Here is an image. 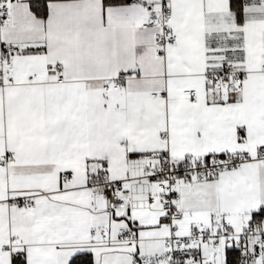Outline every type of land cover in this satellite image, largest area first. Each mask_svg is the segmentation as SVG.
Here are the masks:
<instances>
[{
	"label": "crops",
	"instance_id": "crops-1",
	"mask_svg": "<svg viewBox=\"0 0 264 264\" xmlns=\"http://www.w3.org/2000/svg\"><path fill=\"white\" fill-rule=\"evenodd\" d=\"M37 1L48 3L44 18L32 9ZM244 2L239 25L231 0H171L179 41L157 55L158 30L142 27L152 18L131 2L0 0L8 19H0V42L12 53L0 84V157L15 158L0 164V264H71L89 253L94 264H133L135 255H160L170 228L146 202V172L166 156L255 157L264 148V0ZM226 64L235 67L232 86H217ZM118 77L124 89L105 99ZM189 89L195 99L184 98ZM100 174L120 182L128 211L108 218L103 199L94 210L88 178ZM179 191L180 236L216 224L237 233L264 210V163L181 182ZM123 227H136L138 245L118 242ZM191 252L192 264L227 261L211 243ZM262 254L248 264H264Z\"/></svg>",
	"mask_w": 264,
	"mask_h": 264
},
{
	"label": "built area",
	"instance_id": "built-area-1",
	"mask_svg": "<svg viewBox=\"0 0 264 264\" xmlns=\"http://www.w3.org/2000/svg\"><path fill=\"white\" fill-rule=\"evenodd\" d=\"M6 1V0H2ZM131 4L139 7L149 15L152 20L142 24L145 29L158 30L156 35V54L163 55L166 49L179 41V36L173 29L174 15L171 11V0H130ZM5 8L2 9L0 19L3 24L8 23ZM11 49L0 42V84H5L6 70L12 65ZM235 74L234 64H226L218 75L213 77L217 86H232L231 79ZM212 78V77H211ZM215 78V79H214ZM13 78L10 82H13ZM126 78L118 77L111 85H105V99L110 90H123ZM186 99H195L197 91L189 89L183 92ZM255 159L264 163V148L260 149L255 157L241 154L205 156L184 158L174 163L169 156L164 157L161 165L151 168L146 172L145 179L149 181L152 190L146 193V202L149 206H158L162 211L161 222L170 228V235L163 243L162 254L160 255H135L133 264H192L194 246L211 243L221 246L227 252L230 249L240 251L239 264H248L257 254L264 253V218L255 219L252 224L240 232H234L227 224L210 225L200 229H193L188 236L178 234L179 224L184 220L185 214L182 210V194L179 191L180 183L205 184L211 179L217 178L222 172L232 171L240 168L246 162ZM14 157H0V164H12ZM71 176L64 174L62 181L69 182ZM89 187L93 190V208L100 211L101 200L106 201L104 213L108 218H113L118 212L129 210L127 200L121 195L119 181H114L103 174L88 178ZM28 207H34L33 202H28ZM140 239L136 227L120 228L118 242L129 247L138 245ZM108 245L115 242L107 240ZM8 250L7 246L3 247ZM21 253L15 255L22 258ZM215 258H218L216 254ZM208 264H218L216 260Z\"/></svg>",
	"mask_w": 264,
	"mask_h": 264
},
{
	"label": "trees",
	"instance_id": "trees-1",
	"mask_svg": "<svg viewBox=\"0 0 264 264\" xmlns=\"http://www.w3.org/2000/svg\"><path fill=\"white\" fill-rule=\"evenodd\" d=\"M55 1H67V0H55ZM106 6H112V5H122L127 4L128 0H103ZM43 4L42 7H38L39 4ZM33 11L41 16L46 17L48 10H47V2H31ZM244 7L245 2L244 0H231V9L236 13L237 15V23L239 25H243L245 23V13H244ZM264 218V210H262L258 214L253 215V219H263ZM241 257L240 251H237L235 249H230L227 251V261L226 264H239ZM71 264H94L93 255L89 254H81L74 258V260L71 262Z\"/></svg>",
	"mask_w": 264,
	"mask_h": 264
},
{
	"label": "rangeland",
	"instance_id": "rangeland-1",
	"mask_svg": "<svg viewBox=\"0 0 264 264\" xmlns=\"http://www.w3.org/2000/svg\"><path fill=\"white\" fill-rule=\"evenodd\" d=\"M262 256H263V258H264V253L262 254ZM257 263H259V262H257Z\"/></svg>",
	"mask_w": 264,
	"mask_h": 264
},
{
	"label": "water",
	"instance_id": "water-1",
	"mask_svg": "<svg viewBox=\"0 0 264 264\" xmlns=\"http://www.w3.org/2000/svg\"><path fill=\"white\" fill-rule=\"evenodd\" d=\"M129 2H131L130 0H128Z\"/></svg>",
	"mask_w": 264,
	"mask_h": 264
}]
</instances>
